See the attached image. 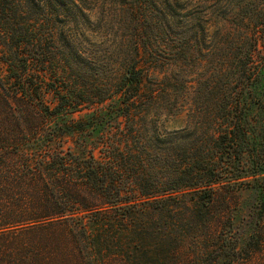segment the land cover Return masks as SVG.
I'll list each match as a JSON object with an SVG mask.
<instances>
[{
	"label": "trees",
	"instance_id": "1",
	"mask_svg": "<svg viewBox=\"0 0 264 264\" xmlns=\"http://www.w3.org/2000/svg\"><path fill=\"white\" fill-rule=\"evenodd\" d=\"M99 1L0 0V264H255L264 0H203L207 15L165 22L190 67L207 59L188 42L211 27L212 74L198 88L141 33L117 81L95 67L104 54L84 46V29ZM181 112L168 130L164 117ZM240 184L253 191L246 219L232 207Z\"/></svg>",
	"mask_w": 264,
	"mask_h": 264
},
{
	"label": "rangeland",
	"instance_id": "2",
	"mask_svg": "<svg viewBox=\"0 0 264 264\" xmlns=\"http://www.w3.org/2000/svg\"><path fill=\"white\" fill-rule=\"evenodd\" d=\"M172 1L176 2V12L179 11L180 14L184 13V17H180L181 19L175 20L166 17V6L163 4L164 0H100L91 17V22H93L94 26L90 28L91 30L84 29L85 35L89 36L86 38L87 42L84 46L90 51L100 50V54H104L101 61H99V59L94 60V66L98 68L99 65V68L104 70L105 74L117 81V79L125 73L126 68L136 61V59H133V54L135 53L133 50V43L134 40L141 42L142 37V43L144 42L149 46V51H151L153 55L162 63L175 62V72L185 76L186 79L191 81L189 83L194 85V87L198 88L201 81L205 79L209 80V76L212 74L210 56L214 55V53L210 52L211 43L209 41L211 40V27L209 28V35L204 39L205 42L202 43L201 39L198 42H188L191 50L192 48H198L201 51L200 54L197 53L196 55L198 58L207 59L202 66L199 63H194L191 67L185 65L186 62H182V58H180V56H182V51L179 52L178 49L174 48L180 45L178 41H172V39L168 40L167 38L166 40L163 35V27L166 21L171 25H179L183 21L192 17H197V15H207V13L201 9L203 0ZM180 8L183 9L179 10ZM134 9H136V11ZM199 9H201L200 13L198 12ZM138 12H141V16ZM185 17L187 18L184 19ZM138 19L139 21H137ZM144 19L146 20L143 24L149 26H144L141 31L134 30L136 26L139 28V22L141 21L142 23ZM140 33L142 34L141 37H135ZM232 35H236L235 32ZM121 40H124V44H126L125 47L120 46L121 42L119 41ZM208 48L209 52L206 50ZM106 50H111L112 52H107ZM192 56L193 53L191 51L187 61L191 62ZM161 76L162 73L159 74V77ZM164 119V125L168 130H171L183 126L186 117L185 113L181 112L175 116L164 117ZM262 182L264 183V181ZM231 188L235 191L234 197L236 202L232 207L238 213L236 214V219L240 217L246 219L248 217V209H250L253 201L251 186L248 184H240ZM244 221L245 220H243V223ZM182 234H184L185 238L187 237L184 232H182ZM263 259L264 255L259 256V259L255 260V264H264ZM69 264L73 263L70 261Z\"/></svg>",
	"mask_w": 264,
	"mask_h": 264
}]
</instances>
